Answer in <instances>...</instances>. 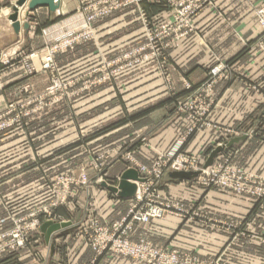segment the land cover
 Masks as SVG:
<instances>
[{
	"label": "rangeland",
	"instance_id": "rangeland-1",
	"mask_svg": "<svg viewBox=\"0 0 264 264\" xmlns=\"http://www.w3.org/2000/svg\"><path fill=\"white\" fill-rule=\"evenodd\" d=\"M217 1L219 0H81L64 14L59 12V8L54 12L56 17L39 31L42 43L35 47H19L14 56L21 79L13 91L1 90L3 100L0 101V139L12 131L15 132L13 135L19 136V161L3 159V155H0V215L7 214L10 222L7 229L13 227L14 221L29 213L32 208L44 207L55 200L63 189L61 180L69 178L73 180L68 185L69 193L63 203L53 208L57 219L43 221L65 222L58 217L55 209L65 204L74 191L84 189L91 183L105 182L112 185L107 181L108 177L105 179L104 173L112 161L117 159L123 161L128 169H135L141 180L138 170L146 168L151 173L146 178L154 186L156 176L152 173V166L157 156L171 153L172 149L181 142L186 143L192 135L204 133L208 129H218L211 119L216 104L212 89L221 79L230 78V74L238 71V68L235 67L234 70L230 62L216 59L214 64L207 67L200 83L192 85L182 81L180 86L172 76L174 70L169 54L175 44L197 33L195 18L204 10L216 8ZM20 8L27 11L26 3L18 8V15ZM25 23L28 24L26 21ZM112 24L121 25L118 30L121 36L127 38V34H132L113 49L108 47L109 43L102 42V35L98 31L100 27ZM127 27L134 28V31H126ZM258 29L253 41L245 43L256 55L263 54L256 45L259 25ZM104 33L105 37L111 34ZM2 59L0 52V69L14 63L8 58L2 64ZM216 66H221L224 77L213 82L211 94L208 95L203 91L202 85L207 74ZM150 111L155 115L148 116L151 115ZM172 116L185 119L179 139L166 149L154 150V158L150 163L140 162V157L152 158L153 154L147 149L148 140L155 136L154 133L157 135L164 131L162 127L169 126L168 118ZM247 120L256 121L252 125V130L255 131L259 128L257 122L264 119L255 112ZM208 121L213 127L196 128L199 123ZM6 123L9 125L4 126ZM155 123L157 125L153 126V130H147L148 126ZM162 124L164 125L161 126ZM234 133L236 131L232 128L224 130L227 135ZM6 142L5 150L11 151L10 141ZM47 147L50 148L49 152ZM32 150L38 151V158L32 159L29 156V151ZM66 152L68 161L61 160ZM180 152L186 157L197 158L200 169L194 171L198 174L192 181L199 186L222 188L248 199L264 201V176L242 169L234 163L231 155L216 162L213 159L204 168V157L201 155L206 156L207 150L202 154L199 151ZM60 156L61 159H57ZM54 157L55 161L51 160ZM49 163H52V171L56 174L39 176L31 181V172H27V179L31 182L28 181L20 193L19 175L32 168L37 170L35 175L43 174ZM212 167H223L225 170L215 169L210 174H199ZM5 168L8 171L4 172ZM65 169V173L58 172ZM111 170L114 171V168ZM172 171H167L160 178L155 190L160 200L176 203L173 198L161 192L166 175ZM83 174L88 178L87 186L78 183ZM121 175L114 180L119 182ZM35 180L40 181L41 189L38 194L30 191V184ZM44 182H47L48 188L42 186ZM238 187H242V190ZM132 198L133 195L130 200ZM21 222L23 223L22 220ZM98 222L106 228L111 227L114 221L110 224ZM81 229L77 227L75 234L93 250L92 243ZM88 231L91 229L88 228ZM36 233L37 230L30 233L27 231L25 247L1 255L0 263L3 258L8 260L5 264H108L100 259L107 256L132 259L109 251L100 255L93 251L92 256H81L75 261L72 245L68 247L71 250L61 252L51 262L47 246L53 245V241L51 244L49 241L50 245H45L39 238L35 241ZM75 245V248L82 247L78 241ZM209 260L227 264L218 257Z\"/></svg>",
	"mask_w": 264,
	"mask_h": 264
},
{
	"label": "crops",
	"instance_id": "crops-1",
	"mask_svg": "<svg viewBox=\"0 0 264 264\" xmlns=\"http://www.w3.org/2000/svg\"><path fill=\"white\" fill-rule=\"evenodd\" d=\"M15 1L0 0L2 64L3 60L8 58L14 62L0 69L2 85L0 101L3 100L1 90L13 91L21 79L14 54L19 51V47H35L42 43L39 31L56 17V13L50 11L48 7H37L28 14L25 8H20L18 15L20 28L16 32L8 18ZM79 2L81 0H60L59 12L64 14ZM217 5L214 9L204 10L195 18L197 35H189L169 50L170 63L174 70L172 76L180 86L182 81L192 85L198 84L204 78L207 67L214 64L216 59L230 62L234 70L236 67L238 71L231 73L230 78L218 81L212 89L216 104L211 119L217 124L218 129H208L204 133L192 135L186 143L181 144V149L199 151V154L207 150L206 156L201 155L204 157L202 161L204 164L212 150L225 145L226 148L215 155V162L231 155L234 163L242 169L264 176V120L257 122L259 128L255 131L252 130V125H255L256 121L247 120L248 116L255 112L264 119V54H254L245 44L253 41L259 31L255 10L264 6V0H219ZM25 21L29 24L28 30L23 26ZM120 26L112 24L98 29L102 35V42L109 43V48L113 49L119 42L131 37L132 34H127V38L121 36L118 32ZM126 31L133 32L134 28L127 27ZM104 32L111 34L105 37ZM153 115L154 112L148 116ZM168 121L169 126L162 127L164 131L157 135L154 133L155 136L148 140L149 153L153 154L156 149H166L179 139L185 126V119L181 116H172ZM155 125L157 124L148 126L147 130H153ZM227 128L234 129L236 133L224 134ZM249 131H252L251 134ZM14 133L12 131L0 139V155H3V159L19 161L17 143L19 136L13 135ZM236 138L237 141L227 147V143ZM6 140L10 141L11 151L5 150ZM49 150L47 147V152ZM67 153L62 155L63 159L62 156L57 159L68 161L69 158L65 157ZM29 154L32 159L39 157L37 150L29 151ZM153 158L154 154L152 158L140 157L139 161L150 163ZM55 159L56 157L51 160ZM51 164H48L43 174L35 175L37 170L34 171L33 168L23 171L19 175V192H23L21 189L28 181H34L39 176L48 177L56 174L52 171ZM126 169L127 165L117 159L105 169L104 177L105 179L108 177L107 181L116 186L118 181L114 179ZM6 171L7 168L4 172ZM66 171L67 169L58 172ZM27 172H31V181L27 179L29 175ZM5 174L8 173H3ZM24 175L26 179L23 178ZM166 176L161 192L173 198L188 211V214L178 216L166 213L163 217L152 219L148 223H136L133 230L135 239L143 237L156 247H165L180 254H190L201 260L218 257L227 264H264V201L248 199L222 188H204L192 179H173L168 174ZM38 181L30 184V191L35 194L41 189ZM42 186L48 188L47 182ZM130 203V197L119 196L102 182L91 183L84 189L74 191L65 204L55 209L58 217L69 225L51 233L50 244L53 241V245L44 241L40 228L35 235V241L39 238L45 245H50L47 248L50 250L51 262L61 252L71 250L68 247L72 245L76 255L75 261L81 256H92L93 250L75 234V229L88 225L92 217H96L100 223L110 224L126 213ZM7 219V214L0 215V231L9 226L10 222ZM77 241L82 247L75 248ZM2 260L0 264L8 262L7 258ZM100 261L108 264H143L116 256H107Z\"/></svg>",
	"mask_w": 264,
	"mask_h": 264
},
{
	"label": "built area",
	"instance_id": "built-area-1",
	"mask_svg": "<svg viewBox=\"0 0 264 264\" xmlns=\"http://www.w3.org/2000/svg\"><path fill=\"white\" fill-rule=\"evenodd\" d=\"M256 20L260 27V32L256 40V45L264 54V6L255 10ZM221 66L213 67L207 74V79L203 82V91L208 95L211 94V86L213 82L224 77L220 70ZM210 106V105H209ZM4 126L9 123L3 124ZM213 127L208 121L202 123L196 128ZM191 132V131H189ZM181 142L172 149L171 153L161 154L157 156L152 166V173L156 176V184L153 186L151 180L146 177L151 174L146 168H140V182L135 181L136 189L133 198L130 200V206L126 213L118 220L114 221L111 227H103L99 224L96 217L90 218L88 225L80 227L85 236L93 245V251L98 255L109 251L123 257H129L133 260L142 262L143 264H217L214 260H199L189 254H180L175 250L165 247H156L151 242L143 239H133V230L136 223H148L152 219L163 217L166 213L186 216L188 211L177 203L160 200L158 198L157 183L167 171H197L200 169L199 162L196 157L189 158L181 154ZM223 167L207 168L199 172V174H210L215 169ZM235 171V170H234ZM233 172V171H232ZM72 179L63 178L61 183L63 189L59 192L55 200H52L44 207L32 208L29 213L19 217L14 221L13 227L0 231V256L8 252H15L25 247V239L27 231L38 230L44 220H56L53 208L63 203L68 191V185L72 183ZM81 186H87L88 178L83 174L82 179L78 181ZM242 190V187H238ZM23 221V223L21 222ZM88 228L91 231H88Z\"/></svg>",
	"mask_w": 264,
	"mask_h": 264
},
{
	"label": "water",
	"instance_id": "water-1",
	"mask_svg": "<svg viewBox=\"0 0 264 264\" xmlns=\"http://www.w3.org/2000/svg\"><path fill=\"white\" fill-rule=\"evenodd\" d=\"M26 3L27 5V13L29 11H33L37 7H48L50 11L55 12L57 11L59 7V0H17L15 5L12 8V13L9 15V20L12 22V27L13 29L18 32L20 28V23L18 19V8L23 7L24 4ZM24 27L27 29L28 24L24 23ZM236 139H231L227 143V147L231 146ZM225 146V145H224ZM219 146L216 147L209 155L207 158L206 162L204 163V168L209 166L215 157V155L221 151H223L226 146ZM198 173L194 171H172L168 175L169 177L173 179H192L195 177ZM129 179L132 181H129ZM141 179L138 177L137 172L135 169L129 168L126 169L118 182V185L113 186V185H108L107 183L103 182V185L107 187L109 190L112 192L118 194L119 196L122 197H131L136 189L135 181H140ZM68 222H55V221H45L41 224L40 226V231L43 233L44 241L48 243L51 239V233L55 230L62 229L66 226H68Z\"/></svg>",
	"mask_w": 264,
	"mask_h": 264
}]
</instances>
